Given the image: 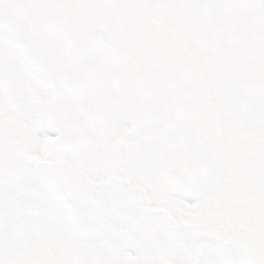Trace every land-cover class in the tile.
Masks as SVG:
<instances>
[{
  "label": "snow or ice",
  "instance_id": "obj_1",
  "mask_svg": "<svg viewBox=\"0 0 264 264\" xmlns=\"http://www.w3.org/2000/svg\"><path fill=\"white\" fill-rule=\"evenodd\" d=\"M0 264H264V0H0Z\"/></svg>",
  "mask_w": 264,
  "mask_h": 264
}]
</instances>
